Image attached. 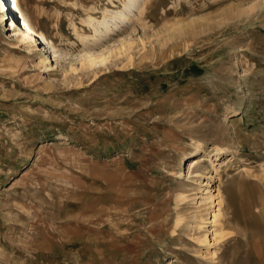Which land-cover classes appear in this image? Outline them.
I'll list each match as a JSON object with an SVG mask.
<instances>
[{"label":"rangeland","instance_id":"obj_1","mask_svg":"<svg viewBox=\"0 0 264 264\" xmlns=\"http://www.w3.org/2000/svg\"><path fill=\"white\" fill-rule=\"evenodd\" d=\"M15 3L0 264H264V0Z\"/></svg>","mask_w":264,"mask_h":264},{"label":"bare ground","instance_id":"obj_2","mask_svg":"<svg viewBox=\"0 0 264 264\" xmlns=\"http://www.w3.org/2000/svg\"><path fill=\"white\" fill-rule=\"evenodd\" d=\"M7 7L11 13V17H15V14L20 12L21 22L18 24V32H17V34L20 36V41L24 42V43L34 41L35 30H34L33 26L21 14L19 7L15 3V0H10V3L8 0H0V13L4 12L7 9ZM5 19L6 18L4 17V15L0 14V20L4 21ZM13 20L15 22V24H13V25L15 26L16 25V19H13ZM204 160H205L204 156H200L198 158H195L191 161L192 163L190 164V166L192 168H194L200 162H202ZM220 215H221L220 212L215 213L214 214L215 219H217ZM230 220H231V218H230Z\"/></svg>","mask_w":264,"mask_h":264}]
</instances>
